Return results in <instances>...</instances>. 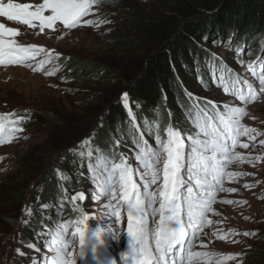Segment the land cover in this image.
<instances>
[{
	"label": "snow or ice",
	"instance_id": "1",
	"mask_svg": "<svg viewBox=\"0 0 264 264\" xmlns=\"http://www.w3.org/2000/svg\"><path fill=\"white\" fill-rule=\"evenodd\" d=\"M106 2L108 0H42L32 4L0 0V17L33 30L38 28L40 33L45 29L56 32L82 26L99 27L112 21L93 20L88 17L95 15L94 5ZM19 34L18 28L0 23V66L25 65L33 72L43 71L45 76H54L57 68L45 70L44 65L58 59L60 54L56 53L53 56L50 50L42 46L20 45L14 39H10ZM235 35L234 31L228 41L222 39L219 43L216 41L212 43L218 48L224 47L225 43L231 47L235 43ZM204 39L206 41L208 38L205 36ZM41 53H46L45 58L35 64L31 63ZM246 54V40L244 46L232 50L235 61L251 72L258 81V87L248 79L238 74L234 75L223 63L220 65L221 70L226 73L220 77V83L224 84V92L231 94L244 105L258 100L259 96L264 94V62L260 60L255 64L247 62L243 59ZM261 55L264 56V52H261ZM209 57L215 61L217 53L205 50V59ZM256 64H260V71L256 70ZM185 95L191 102L187 116L192 127L185 128L171 122L161 126V122L157 120L155 125L146 123L141 130L130 107L128 93L121 94L119 102L127 110L128 134L136 149L135 166L129 157L117 151L123 143V137L114 138L115 142L110 143V147L106 149L97 147L95 155L90 136L80 142L79 150L76 147L68 149V152L81 163L85 157L87 158L88 179L93 187L91 190L77 191L71 196L69 203L73 205L72 212L77 214L76 218L63 223L53 221L55 228L45 237L46 241L50 238V244L46 243L43 249L34 243L26 245L38 254L42 251L45 253L43 257L37 255L32 264H39L41 259L44 260V264H77V257L82 264H89L86 259L89 256L94 264H201L202 259H207L209 264L213 259L215 264H224V261L228 260L235 261V264H243V251L219 253L196 250V246L199 241V247L205 248L204 239L208 238L211 242V237L231 244L242 243L235 239L240 235L235 230L229 229L223 235L217 236L216 232L209 234L204 228L213 224L208 214H218L213 207L217 199L216 194L238 191L234 187L225 188L224 179L227 177L229 180H235L243 175H252L227 171L228 165L238 161L255 166L256 161L264 160V156H245L236 151L237 146L242 149L254 146L250 143H240L239 138L244 136L254 142L261 134L255 128L246 127L241 123L247 115L244 107L231 106L225 102L223 111H219L220 105L213 100H206L201 105V98L187 91ZM137 107L140 105L137 104ZM193 110L197 113L196 119H192ZM168 116L171 117L172 113L169 112ZM28 119L30 116L20 115L16 111L0 113V145L19 138L17 134L24 131L20 125ZM145 135L148 138H145ZM150 139H154L155 146L149 142ZM259 143L264 145V139ZM63 178L68 179L67 175ZM253 186L244 184L245 188ZM86 199L97 202L96 212L101 213L98 219L110 221L106 228L102 229L99 226L89 228L87 223L90 219L89 213L76 203ZM221 203L241 202L222 200ZM47 207L45 204L44 208ZM24 211L31 215L29 209ZM125 216L124 234L127 246L118 252V256H114L108 251L105 235L119 241L121 232L113 225H120ZM70 225L72 230L69 237ZM242 235L254 237L257 233L244 231ZM77 238L78 252L68 251L69 243L75 242ZM49 252H54L50 258L47 255ZM16 253L20 256L26 255L19 248L16 249Z\"/></svg>",
	"mask_w": 264,
	"mask_h": 264
},
{
	"label": "rangeland",
	"instance_id": "2",
	"mask_svg": "<svg viewBox=\"0 0 264 264\" xmlns=\"http://www.w3.org/2000/svg\"><path fill=\"white\" fill-rule=\"evenodd\" d=\"M15 2L35 4L42 0H15ZM171 6L173 5L170 3L157 0H127L122 4L108 1L94 5L95 15L88 18L111 20L110 24H101L99 27L82 26L56 32L45 29L43 33H40L38 28L33 30L0 17V23L20 30L18 36L10 37L17 44H35L50 50L53 56L56 53L60 54L58 59L44 65L45 70L57 68L56 74L51 77L45 76L43 71L33 72L25 65L0 66V113L16 111L20 115L30 116L27 122L20 125L24 131L17 134L19 138L0 145V157H3L0 159V264H32L37 255L41 257L45 255L43 251L38 254L26 245L34 243L43 249L46 243L50 244V238L46 241L45 237L50 230H54V223L49 228L38 231L34 242H28L24 235L26 226L35 215V205L40 202L39 195L34 194L41 193L50 171L55 169L56 162L69 153V148L76 147L79 150L80 142L89 137L100 125L106 109L120 99L123 92H126L131 79L121 75L124 72L120 62L123 55L120 44L128 38L140 37L130 24L139 17L135 12L152 14L167 11ZM214 13L215 9L206 12L205 16ZM253 24L246 26L237 22L238 26L224 30L223 38H217V36L221 37L218 31L216 37L205 42L208 50L217 53V59L213 61L209 57L205 61L210 73L209 79L200 78L197 73L191 83L193 93L203 101L213 100L220 105L219 111H223L225 102L230 103L231 106L244 107L247 115L241 123L246 127L255 128L261 135H258L254 142L249 141L247 137H240V143H250L254 146L250 149L237 146L236 151L245 156H264V145L259 143L264 139V94H261L258 100L244 105L235 100L231 94L225 93L224 84L220 83V77L226 74L220 68L223 63L234 75L238 74L258 87V81L251 72L241 67L232 56V50L244 46L246 40L247 54L243 59L254 64L257 60L264 62V56L261 55V52H264V31L263 28ZM234 31L235 43L231 47L225 43L224 47L218 48L212 43L213 41L219 43L222 39L228 41ZM255 49L260 56L252 58ZM45 55L46 53H41L31 63H37L44 59ZM89 62L95 64H88ZM92 65H95L99 71L87 75L86 78H80L79 71L85 72V67ZM255 66L257 71L261 70L260 64ZM176 116L180 120L181 115L177 111ZM151 144L155 146L154 139ZM126 156L135 166L134 154ZM226 170L252 173V175H243L235 180H229L227 177L224 179L225 188L234 187L238 191L216 194L217 199L213 207L218 214H208L213 224L206 225L204 231L209 234L216 232L219 236L232 229L240 233L235 239L242 243L231 244L211 237V242L208 238L204 239L206 247L203 249L199 247L200 242L197 241L196 250L219 253L243 251V264H264V160L256 161L255 166L237 161L228 165ZM257 181L260 183H256ZM246 183L254 186L245 188ZM92 187L88 179L86 186L80 191L91 190ZM74 193L65 199L66 206L57 203L52 207L49 203L48 207L44 208L46 203L42 204L41 208L52 209V222L63 223L76 218L77 214L72 212L73 205L69 203ZM222 200L241 203L227 204L221 203ZM76 203L89 213L90 219L87 222L89 228L99 226L104 229L110 223L106 219H98L101 213L96 212L97 202L86 199ZM25 209H29L31 215H28ZM216 221L220 223L217 224ZM113 226L121 232L120 240L114 241L107 235L105 239L108 251L118 256V252L127 246V238L124 234L126 216L120 225ZM71 230L70 225L69 237ZM244 231H255L257 235L244 237L242 235ZM18 248L26 255H18L16 253ZM78 248V238L68 245V251L73 253L78 252ZM47 255L50 258L54 252H49ZM30 257L31 260L27 262ZM39 264H44V260L41 259ZM201 264H209V261L202 259ZM211 264H215L214 259ZM224 264H235V261H224Z\"/></svg>",
	"mask_w": 264,
	"mask_h": 264
},
{
	"label": "trees",
	"instance_id": "3",
	"mask_svg": "<svg viewBox=\"0 0 264 264\" xmlns=\"http://www.w3.org/2000/svg\"><path fill=\"white\" fill-rule=\"evenodd\" d=\"M108 1L122 4L127 0ZM157 1L173 6L167 11L152 14L135 12L139 17L130 24L140 37L128 38L127 41L121 42L123 55L120 62L125 73L121 75L131 79L126 92L130 107L136 116V124L141 130L146 123L155 125L157 120L161 122V126L171 122L190 128L192 124L187 116V109L191 107V102L185 92H191L193 96L199 97L192 89L191 82L194 81V76L198 73V77L209 79V69L205 64V50H208V47L205 42L216 37L218 31L221 37L217 38H223L224 30L238 26L237 22L246 26L254 23L264 31V0ZM214 9V14L205 16L206 12ZM205 36L208 38L206 41ZM256 53L257 49L252 52L251 57L254 58ZM85 70L79 71L80 78H86L87 75L99 71L95 65L86 66ZM119 101L120 99H117L106 109L101 121L102 126L100 123L90 135L94 155L97 147L106 149L110 147V143L115 142L114 138L121 137L123 143L117 151L129 156L136 151L128 134L127 110ZM200 102L202 105L204 102L202 98ZM137 104L140 107H137ZM176 111L181 115L180 120L176 116ZM169 112L172 113L171 117L168 116ZM196 114L193 110L192 119ZM145 138H148L147 135ZM149 142L152 143V139ZM84 151L86 153L87 148ZM63 158L59 159L55 169L50 171L41 193L34 194L39 195L40 202L35 205V215L24 231L28 242L36 241V233L49 228L53 223L52 209H43L42 204L50 203L53 207L62 202V205L66 206L65 199L68 195L86 186L89 176L87 158L85 157L83 163L70 153L65 154ZM64 175H67L68 179H64Z\"/></svg>",
	"mask_w": 264,
	"mask_h": 264
},
{
	"label": "water",
	"instance_id": "4",
	"mask_svg": "<svg viewBox=\"0 0 264 264\" xmlns=\"http://www.w3.org/2000/svg\"><path fill=\"white\" fill-rule=\"evenodd\" d=\"M256 56L259 57L260 55L258 53H256L254 57H256ZM31 258L32 257L28 258V261L27 262H29L31 260Z\"/></svg>",
	"mask_w": 264,
	"mask_h": 264
},
{
	"label": "bare ground",
	"instance_id": "5",
	"mask_svg": "<svg viewBox=\"0 0 264 264\" xmlns=\"http://www.w3.org/2000/svg\"><path fill=\"white\" fill-rule=\"evenodd\" d=\"M27 41H28V40H27ZM27 41H26V42H27ZM251 109H252V107L250 108V110H251ZM246 122H247V120H246ZM247 123L249 124V122H247Z\"/></svg>",
	"mask_w": 264,
	"mask_h": 264
}]
</instances>
